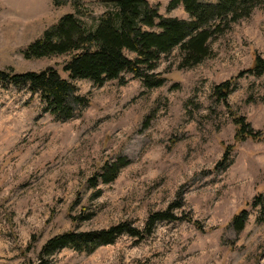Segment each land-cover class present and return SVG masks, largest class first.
Masks as SVG:
<instances>
[{"label":"rangeland","instance_id":"obj_1","mask_svg":"<svg viewBox=\"0 0 264 264\" xmlns=\"http://www.w3.org/2000/svg\"><path fill=\"white\" fill-rule=\"evenodd\" d=\"M78 1L88 29L110 7L108 0ZM148 1L164 16L190 18L182 6L168 9L170 0ZM68 12L70 4L53 0H0V69L53 67L68 78L67 55L22 54ZM210 46L211 56L188 69L177 68V48L163 54L154 71L166 81L153 89L127 72L124 84L70 79L89 104L64 121L44 110L39 93L0 84V264H37L52 234L125 219L142 228L149 212L161 209L198 223L159 220L145 237L123 233L90 251L63 247L50 262L264 264V212L251 204L264 193V75L246 72L255 52L264 57V5ZM232 79L227 102L217 100L214 86ZM235 116L245 117L259 137L236 139ZM120 156L128 163L116 179L90 188L87 179ZM243 207L250 215L237 230L231 220Z\"/></svg>","mask_w":264,"mask_h":264},{"label":"trees","instance_id":"obj_2","mask_svg":"<svg viewBox=\"0 0 264 264\" xmlns=\"http://www.w3.org/2000/svg\"><path fill=\"white\" fill-rule=\"evenodd\" d=\"M108 1L110 7L100 14L95 27L88 29L79 20L83 11L78 0H53L57 6L70 4L73 12L60 16L22 50L26 59L67 55L62 70L68 73L69 79L61 77L53 67L21 72L9 67L0 69V84L27 87L32 95L39 93L46 112L55 120H69L89 104L86 96L76 93L77 87L70 79H89L99 86L107 80L124 84L122 73L127 72L139 79L145 88H157L166 81L161 72L154 71L163 54L177 48L180 57L177 68H192L211 56V39L223 33L231 23L249 17L256 7L264 5V0H218L215 3L170 0L168 9L182 6L190 15L189 19H184L160 14L148 0ZM126 51L134 57L128 56ZM246 72L264 75V57L255 52L254 62ZM235 86L234 79L227 80L215 85L213 94L217 100L227 102ZM234 121L238 126L236 139L259 137L260 132L255 131L245 117L235 116ZM230 152L228 147L225 156ZM127 163L123 156L105 161L87 179L88 186L96 188L114 181ZM98 192L96 196H99ZM251 204L260 206L264 212V193L257 195ZM249 215L247 207L241 208L233 215L232 225L242 230ZM88 217L86 214L77 218ZM179 218L198 223L190 215L178 216L170 209H161L150 211L142 228L125 219L106 227L66 229L50 235L42 243L37 264H51V256L63 247L90 251L98 245L113 242L123 233L145 237L153 231L157 221Z\"/></svg>","mask_w":264,"mask_h":264}]
</instances>
